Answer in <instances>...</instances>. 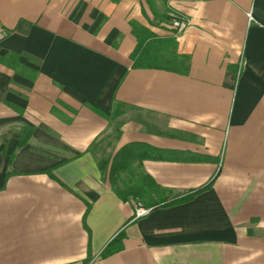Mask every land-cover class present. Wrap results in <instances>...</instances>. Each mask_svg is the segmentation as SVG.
Returning a JSON list of instances; mask_svg holds the SVG:
<instances>
[{
	"label": "crops",
	"instance_id": "0c3cea01",
	"mask_svg": "<svg viewBox=\"0 0 264 264\" xmlns=\"http://www.w3.org/2000/svg\"><path fill=\"white\" fill-rule=\"evenodd\" d=\"M140 27L187 72L133 68ZM132 143L146 202L202 190L136 217L98 165ZM89 258L264 264V0H0V264Z\"/></svg>",
	"mask_w": 264,
	"mask_h": 264
},
{
	"label": "trees",
	"instance_id": "16d2710c",
	"mask_svg": "<svg viewBox=\"0 0 264 264\" xmlns=\"http://www.w3.org/2000/svg\"><path fill=\"white\" fill-rule=\"evenodd\" d=\"M149 3L152 0H146ZM164 2L168 0H162ZM179 18V16L177 17ZM175 19L172 15H167L165 20L173 22ZM137 38V45L131 54L133 68H152L168 70L177 73H186L189 67L190 58L187 55L180 54L174 50H169L164 46L158 45L151 41L152 33L146 28H138L134 31ZM152 37V38H151ZM175 43V37H168L163 41ZM16 58L14 55L6 57V60L13 61ZM32 130L23 128L18 147L23 146L31 137ZM151 149L138 143H132L120 148L112 157L104 156L99 161V168L104 180L110 182L113 191L123 202L135 201L136 205L140 204L145 208L165 207L174 204H180L192 199L200 190L192 191L181 195L175 199L164 200L159 202H146L145 198L148 190H157L159 187L149 175H144L140 183L131 182L130 176H133L134 169L141 167L145 158L150 157ZM123 230L118 231L112 239L107 243L103 250L99 253V259L111 256L123 249ZM96 258L87 259L84 264H92Z\"/></svg>",
	"mask_w": 264,
	"mask_h": 264
},
{
	"label": "built area",
	"instance_id": "2783aa9c",
	"mask_svg": "<svg viewBox=\"0 0 264 264\" xmlns=\"http://www.w3.org/2000/svg\"><path fill=\"white\" fill-rule=\"evenodd\" d=\"M172 16L175 17L174 21L171 23L172 26L176 29L177 33H181L187 27L189 22L180 17L177 18L178 16ZM136 207V217L144 216L149 212V209L141 206L140 204H137Z\"/></svg>",
	"mask_w": 264,
	"mask_h": 264
}]
</instances>
